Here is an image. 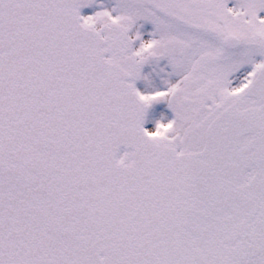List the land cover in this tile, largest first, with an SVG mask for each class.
I'll return each mask as SVG.
<instances>
[{
  "label": "snow or ice",
  "instance_id": "6c2138e0",
  "mask_svg": "<svg viewBox=\"0 0 264 264\" xmlns=\"http://www.w3.org/2000/svg\"><path fill=\"white\" fill-rule=\"evenodd\" d=\"M0 264H264V0H0Z\"/></svg>",
  "mask_w": 264,
  "mask_h": 264
}]
</instances>
